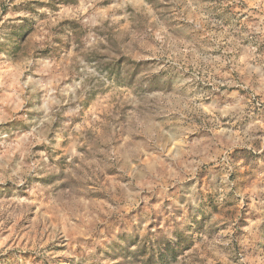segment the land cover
Instances as JSON below:
<instances>
[{
  "label": "rangeland",
  "instance_id": "obj_1",
  "mask_svg": "<svg viewBox=\"0 0 264 264\" xmlns=\"http://www.w3.org/2000/svg\"><path fill=\"white\" fill-rule=\"evenodd\" d=\"M0 264H264V0H0Z\"/></svg>",
  "mask_w": 264,
  "mask_h": 264
}]
</instances>
